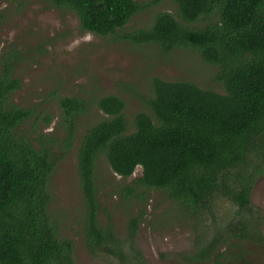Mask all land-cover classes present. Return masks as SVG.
<instances>
[{
	"label": "trees",
	"instance_id": "1",
	"mask_svg": "<svg viewBox=\"0 0 264 264\" xmlns=\"http://www.w3.org/2000/svg\"><path fill=\"white\" fill-rule=\"evenodd\" d=\"M49 1L73 11L83 31L101 36L117 34L142 9L136 0ZM175 2L176 16L158 13L149 29L125 37L165 53L179 48L198 51L205 62L219 67L216 78L223 92L154 78V96L147 103L150 113L135 115V131L130 134L124 100L106 96L97 101L107 117L89 127L77 153L84 235L91 253L104 252L119 264H144L136 247L144 216L130 219L127 241L116 235L110 217L101 224L95 174L101 155L122 178L141 167L139 185L165 190L198 220L207 214L215 218V200L223 197L240 213L248 211L264 222L251 202L252 185L264 175V0ZM2 20L0 8V25ZM201 20L206 21L204 27H193ZM11 71L6 64L0 77V264H76L73 242L60 237L49 213V184L55 156L59 149H72L74 124L87 102L61 98L65 136L42 134L32 139L18 131L35 114L10 102L20 85ZM239 224L244 236L249 218ZM218 241L214 237L198 259L209 258Z\"/></svg>",
	"mask_w": 264,
	"mask_h": 264
},
{
	"label": "rangeland",
	"instance_id": "2",
	"mask_svg": "<svg viewBox=\"0 0 264 264\" xmlns=\"http://www.w3.org/2000/svg\"><path fill=\"white\" fill-rule=\"evenodd\" d=\"M136 1L142 6L140 12L117 34L101 36L83 31L73 11L56 7L49 0H0V77L10 64L11 77L20 84L10 102L35 114L18 131L32 139L42 134L63 138L66 124L60 99L75 97L87 102L74 124L72 149H59L55 156L56 168L49 184V213L60 237L73 242L76 264H119L104 252L91 253L84 235L77 153L89 127L107 117L97 101L106 96L122 98L130 134L135 131V115L150 113L147 103L154 96V78L189 81L223 92L216 78L219 67L205 62L198 51L179 48L165 53L158 46L138 45L125 37L149 29L158 13L177 15L175 0ZM205 25L201 20L193 27ZM95 174L103 226L110 217L116 235L127 241L130 219L143 214L136 247L144 264H264V241L260 239L264 222L248 211L240 213L228 199L215 200V218L207 214L198 220L187 207L171 200L165 190L139 185L141 167L122 178L101 155ZM251 202L254 213L259 210L264 216V175L252 185ZM244 217L249 218L250 225L242 236L239 221ZM214 237L219 241L212 255L198 259L200 250Z\"/></svg>",
	"mask_w": 264,
	"mask_h": 264
},
{
	"label": "flooded vegetation",
	"instance_id": "3",
	"mask_svg": "<svg viewBox=\"0 0 264 264\" xmlns=\"http://www.w3.org/2000/svg\"><path fill=\"white\" fill-rule=\"evenodd\" d=\"M260 239L264 241V233L261 235Z\"/></svg>",
	"mask_w": 264,
	"mask_h": 264
}]
</instances>
